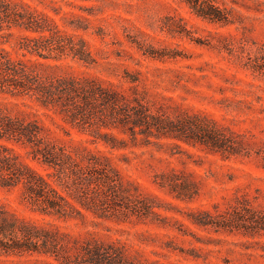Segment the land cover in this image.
<instances>
[{
	"label": "rangeland",
	"instance_id": "374dc122",
	"mask_svg": "<svg viewBox=\"0 0 264 264\" xmlns=\"http://www.w3.org/2000/svg\"><path fill=\"white\" fill-rule=\"evenodd\" d=\"M4 1L84 40L95 63L26 54L21 38L37 34L21 29L0 32V48L12 59L46 76L94 79L138 97L162 130L133 137L100 129L124 142L111 149L93 141L90 128L0 94L1 111L36 121L50 142L108 159L127 205L105 218L84 213L61 221L32 212L21 187H0V212L79 241L113 244L134 264H264V0H205L225 22L196 16L186 0ZM8 146L47 172L28 147ZM44 260L56 264L0 255V264Z\"/></svg>",
	"mask_w": 264,
	"mask_h": 264
},
{
	"label": "trees",
	"instance_id": "16d2710c",
	"mask_svg": "<svg viewBox=\"0 0 264 264\" xmlns=\"http://www.w3.org/2000/svg\"><path fill=\"white\" fill-rule=\"evenodd\" d=\"M186 2L196 16L225 22L222 12L207 1ZM12 29L37 34L36 38H21L19 49L26 54L52 61L71 58L87 66L95 63L84 40L75 41L46 17L20 12L0 0V32ZM0 94L28 98L62 116L73 127L82 131L90 128L93 141H101L111 149L123 147L124 142L111 133H101L100 129H120L133 137L152 128L162 130L140 98L103 87L94 79L43 75L24 61L12 59L3 48H0ZM8 143L28 147L31 160L40 163L47 172L34 170ZM0 187H21L23 201L32 212L61 221L83 218L84 213L105 218L127 207L119 174L108 159L89 151L70 152L47 140L36 121L27 122L1 110ZM259 221L264 224V218ZM0 255H37L56 264H134L122 248L113 244L79 241L57 229L19 221L3 212H0ZM34 264L50 263L44 260Z\"/></svg>",
	"mask_w": 264,
	"mask_h": 264
}]
</instances>
